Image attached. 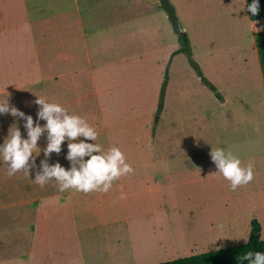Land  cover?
<instances>
[{
  "label": "crops",
  "instance_id": "crops-1",
  "mask_svg": "<svg viewBox=\"0 0 264 264\" xmlns=\"http://www.w3.org/2000/svg\"><path fill=\"white\" fill-rule=\"evenodd\" d=\"M221 1L228 4L229 11L237 12L232 9L231 0ZM243 1L241 14L251 31L246 38L254 51V55L246 54L258 73L252 78L264 83L257 43V35L264 31V24L252 31L247 0ZM170 2L189 38L192 58L204 76H207L209 63L212 65L210 71L215 72L217 64L210 41H214L213 47L222 60L225 46L221 48L215 43L217 29L215 22L213 28L207 24L205 0ZM178 39L158 0H44V56L55 61L47 65L53 66L52 70L57 73V104L69 114H74L75 106L84 100L98 102L113 84L103 71L98 82L97 67L92 60L95 51L99 52L104 46L115 51L124 42H137L135 55L125 57L126 60L134 57L133 60L125 62L121 69V88H126L121 95L131 102L127 109L133 119L139 120L136 108L143 82L139 70L145 64L140 48H144L146 41L159 48L162 40L176 42ZM168 48L162 58L173 64L176 56L182 53L181 47L173 49L169 45ZM244 61L246 63L247 59ZM220 68L227 71L225 63ZM118 87L116 84L115 88ZM92 119H95L93 115ZM128 163L134 173L115 181L106 194L60 192L59 189L44 195L0 194V264H157L172 261L180 256L173 251L169 240L175 217H184L186 221L182 256L235 246L240 209L224 218L220 212L218 188L209 186L206 174L179 171L180 166L167 162ZM199 218L207 220L204 228H200L204 221L201 223ZM140 238L146 240L145 247L149 243L152 245L142 250ZM156 251L157 258L145 259V256H155Z\"/></svg>",
  "mask_w": 264,
  "mask_h": 264
},
{
  "label": "rangeland",
  "instance_id": "rangeland-1",
  "mask_svg": "<svg viewBox=\"0 0 264 264\" xmlns=\"http://www.w3.org/2000/svg\"><path fill=\"white\" fill-rule=\"evenodd\" d=\"M235 1L234 4V0H231L232 9H237L235 13L234 10L229 11L228 4H223L224 1L221 0H205L204 6L209 20L207 24L211 28L214 22L216 25L215 43L221 48L224 45L225 48L222 60L213 47L214 41H210L209 47L214 54L217 70L210 71L212 65L209 63L207 76L200 71L206 80L218 87L220 98L203 84L201 78L198 79L200 76L194 67V63H197L192 54L189 57L185 53H179L173 64L162 58L166 56L169 45L173 49L182 48L179 39L176 42L162 40L159 48L146 41L144 48H140L145 64L139 70L143 80L136 108L139 120L133 119L127 109L131 102L121 95L126 89L124 86L121 88V69L125 62L131 63L133 60L134 57L131 60H126L125 57L135 55L137 42H124L115 51L106 46L99 52L95 51L92 60L97 67L98 82L101 81L103 71L107 80L113 84L98 98V102L91 99L77 104V110L73 114L84 118L98 132L94 143L99 144L105 152L113 146L119 147L127 162H167L180 166L179 171L206 174L209 186L218 188L220 212L222 211L224 218L240 209L237 216L239 230L233 245L245 243L244 239L248 241L254 219L261 224V237L264 239V83L260 79L255 82L252 78L257 77L258 73L248 56L252 53L254 55L252 43L246 38L251 31L241 14L244 1ZM250 24L254 32L263 25L259 22ZM177 35L179 38L178 32ZM100 44L105 45V42ZM207 58L209 60V55ZM47 59L49 60L44 56V0H0V102L8 100L10 106L31 115L34 121H37L39 110L35 103L37 97L57 103V73L52 70L53 66L47 65L54 64L55 61L47 62ZM224 63L227 71L220 68ZM255 63L258 66V61ZM209 73L217 80L214 81ZM116 84H119L118 89L115 88ZM162 91L163 110L158 112ZM92 115L95 119H92ZM38 122L42 126L46 123L43 120ZM257 122L260 124L259 132L254 130ZM24 124L22 119L10 114H0V145L9 132L15 130V126L19 127L22 137L27 139ZM46 135L45 133L38 142L41 151L39 153L36 150L34 153L38 156L30 178L23 172L9 176L8 166L0 157V194L44 195L45 192L59 189L54 180L44 187L34 180L36 173L41 170V161L45 159L43 149L47 146ZM212 148L233 152L240 158L242 166L253 162L255 179L246 187L231 191L229 181L216 173L218 169L210 156ZM67 152L65 141L61 153H53L47 162L50 165L59 162L68 169L71 162L66 159ZM194 166L196 169H192ZM186 168L189 169L185 170ZM163 172L161 168V173ZM172 220L175 225L171 230L170 246L180 255L179 258H184L183 232L186 221L184 217ZM199 221H204L200 225V228H204L207 220L199 218ZM140 240L142 250L152 245L149 243L145 247L146 240ZM158 256L159 253L145 256V259L154 260Z\"/></svg>",
  "mask_w": 264,
  "mask_h": 264
},
{
  "label": "clouds",
  "instance_id": "clouds-1",
  "mask_svg": "<svg viewBox=\"0 0 264 264\" xmlns=\"http://www.w3.org/2000/svg\"><path fill=\"white\" fill-rule=\"evenodd\" d=\"M258 10V0H253L248 6V11L257 15ZM35 103L39 106L37 121H34L31 115L10 106L8 100L0 102V114H10L24 120V128L27 130L25 139L19 127L14 125L15 130L9 132L4 143L0 145V157L8 166L9 176L23 172L30 178L38 156L34 153L36 150L40 153L38 142L45 133L47 134V146L43 149L45 159L41 161V170L36 173L34 179L41 187L54 180L60 192L74 190L84 194L93 192L106 194L112 189L115 181L134 173V169L119 147L113 146L105 152L99 144L94 143L98 138V132L84 118L69 114L60 104L47 102L43 98L37 97ZM39 120L46 123L42 126ZM254 130L260 131L259 122ZM65 141L68 149L66 159L71 162V167L66 169L59 162L50 165L48 159L53 153L57 155L61 153ZM210 156L218 169L216 173L229 181L231 191L246 187L255 179L253 162L242 166L238 156L223 148H212ZM121 198H124L123 194ZM244 240L247 242V239ZM242 258L249 264H264L262 252H248Z\"/></svg>",
  "mask_w": 264,
  "mask_h": 264
},
{
  "label": "trees",
  "instance_id": "trees-1",
  "mask_svg": "<svg viewBox=\"0 0 264 264\" xmlns=\"http://www.w3.org/2000/svg\"><path fill=\"white\" fill-rule=\"evenodd\" d=\"M253 3V0H247L248 6ZM259 10L257 15H253L249 11V17L252 22H259L264 24V0H258ZM179 40L182 44L180 52L185 53L187 56L191 57L192 51L190 46V41L186 33L179 35ZM258 52L260 63L262 66L263 76H264V31H261L257 35ZM194 67L199 73L202 82L207 86L213 93L220 98V93L215 85L211 84L208 80L203 77L200 68L194 63ZM163 91L161 94L160 105L158 112L163 110ZM262 227L257 219L251 222V233L249 239L246 243L231 246L225 249L215 250L207 253H202L198 255H193L190 257H184L175 259L172 261L157 263V264H249L248 261L244 260L242 257L248 252H262L264 253V239L261 238Z\"/></svg>",
  "mask_w": 264,
  "mask_h": 264
},
{
  "label": "water",
  "instance_id": "water-1",
  "mask_svg": "<svg viewBox=\"0 0 264 264\" xmlns=\"http://www.w3.org/2000/svg\"><path fill=\"white\" fill-rule=\"evenodd\" d=\"M161 7L167 12L168 19L172 23L174 29L179 33L183 34V28L180 24V21L176 15V10L170 0H158Z\"/></svg>",
  "mask_w": 264,
  "mask_h": 264
}]
</instances>
